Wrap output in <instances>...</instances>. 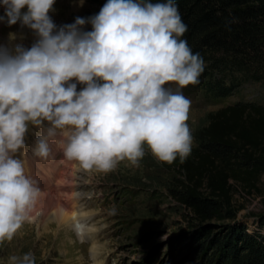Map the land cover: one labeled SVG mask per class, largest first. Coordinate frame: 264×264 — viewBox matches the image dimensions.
I'll use <instances>...</instances> for the list:
<instances>
[{
  "label": "clouds",
  "instance_id": "9594fccd",
  "mask_svg": "<svg viewBox=\"0 0 264 264\" xmlns=\"http://www.w3.org/2000/svg\"><path fill=\"white\" fill-rule=\"evenodd\" d=\"M54 3L0 0V23L19 22L38 37L30 48L0 47V243L30 219L41 192L16 156L29 125L43 129L34 156L49 159L58 141L64 161L83 172L135 165L145 145L164 163L191 152V102L182 89L199 83L205 64L181 38L188 26L177 0H107L98 14L58 29ZM86 23L91 31H82ZM73 79L86 86L77 91ZM84 227L73 222L78 237ZM9 264H36L35 254L12 255Z\"/></svg>",
  "mask_w": 264,
  "mask_h": 264
},
{
  "label": "trees",
  "instance_id": "16d2710c",
  "mask_svg": "<svg viewBox=\"0 0 264 264\" xmlns=\"http://www.w3.org/2000/svg\"><path fill=\"white\" fill-rule=\"evenodd\" d=\"M177 3L188 26L181 38L205 64L199 83L190 85L207 102L264 84V0ZM193 138L183 162L161 165L179 178L169 191L193 218L207 264H264V211L248 224L233 204L234 193L264 197V105L237 102L210 112Z\"/></svg>",
  "mask_w": 264,
  "mask_h": 264
},
{
  "label": "rangeland",
  "instance_id": "374dc122",
  "mask_svg": "<svg viewBox=\"0 0 264 264\" xmlns=\"http://www.w3.org/2000/svg\"><path fill=\"white\" fill-rule=\"evenodd\" d=\"M105 3L107 0H55L49 16L58 29L74 23L76 17L98 14ZM3 13L4 8L0 15ZM91 30L90 23L82 26V31ZM37 39L33 30L22 27L19 22L12 26L0 23V47L11 52L17 45L30 48ZM69 83H76L77 91L86 86L75 79ZM165 87L175 91L177 85L169 83ZM182 92L191 102L186 121L192 135L191 148L195 145L194 132L206 125L210 112L237 102L264 105V84L244 85L240 94L211 102L191 85ZM42 132V128L29 125L25 147L16 156L23 160L27 173L46 176L50 170L57 172L64 166L58 163L63 158L58 141L50 142L55 162H44L33 155L32 148ZM144 148V157L135 165L124 160L109 172H86L84 195L88 201L85 212L90 231L85 243L75 231L63 233L59 224L45 218L47 222L43 226L46 225V229L38 231V225L29 222L11 241L0 243V264H9L10 256L28 251L35 254L36 264H207V251L199 248V239H195L192 231L193 218L169 191L174 187L172 182L179 178L164 170L146 145ZM263 198L234 193L237 218L251 224L252 215L264 211ZM112 208L116 209L114 214ZM92 248L94 260L90 259Z\"/></svg>",
  "mask_w": 264,
  "mask_h": 264
},
{
  "label": "bare ground",
  "instance_id": "6f19581e",
  "mask_svg": "<svg viewBox=\"0 0 264 264\" xmlns=\"http://www.w3.org/2000/svg\"><path fill=\"white\" fill-rule=\"evenodd\" d=\"M0 12H3L2 6H0ZM54 160L55 156L51 155L49 159L43 161L53 162ZM58 163L60 165L63 164L64 168L58 169L57 172L50 170L46 176L34 172L27 173L28 171L26 170V173L37 182V186L41 192L38 195L30 219L21 228H25L31 222L38 225L37 229L41 231V229H46V225L43 226V224L50 221L59 224L62 232L66 233L75 231L73 229V222L79 221L86 225V227L81 229L83 235L79 237L82 240L84 239L85 243V240L89 238L90 231V228L87 226L88 217L85 212L88 201L84 195L86 186L84 184V176L86 172L78 170L74 162H66L63 158ZM50 183H52L51 186L49 185ZM51 211L52 213L50 214ZM45 218L47 221L44 220ZM21 234L22 231L17 236L19 237ZM81 246L83 247V245ZM92 252L94 253V248H92Z\"/></svg>",
  "mask_w": 264,
  "mask_h": 264
}]
</instances>
